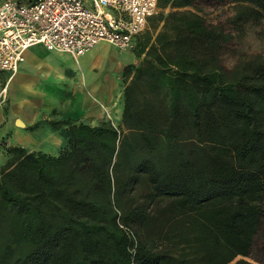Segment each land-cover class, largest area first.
Here are the masks:
<instances>
[{
	"label": "trees",
	"instance_id": "trees-1",
	"mask_svg": "<svg viewBox=\"0 0 264 264\" xmlns=\"http://www.w3.org/2000/svg\"><path fill=\"white\" fill-rule=\"evenodd\" d=\"M196 1L159 0L137 40L143 61L125 72L121 128L70 124L58 156L9 150L0 264H251L264 231V57L226 69L229 34L181 11ZM234 2L238 20L264 15V0Z\"/></svg>",
	"mask_w": 264,
	"mask_h": 264
},
{
	"label": "crops",
	"instance_id": "crops-1",
	"mask_svg": "<svg viewBox=\"0 0 264 264\" xmlns=\"http://www.w3.org/2000/svg\"><path fill=\"white\" fill-rule=\"evenodd\" d=\"M131 62L134 53L107 42L79 59L36 45L15 73L0 71V175L13 147L58 156L70 124L95 126L106 113L119 121L120 72Z\"/></svg>",
	"mask_w": 264,
	"mask_h": 264
},
{
	"label": "built area",
	"instance_id": "built-area-1",
	"mask_svg": "<svg viewBox=\"0 0 264 264\" xmlns=\"http://www.w3.org/2000/svg\"><path fill=\"white\" fill-rule=\"evenodd\" d=\"M159 0H0V71L42 45L79 59L101 42L132 49Z\"/></svg>",
	"mask_w": 264,
	"mask_h": 264
},
{
	"label": "rangeland",
	"instance_id": "rangeland-1",
	"mask_svg": "<svg viewBox=\"0 0 264 264\" xmlns=\"http://www.w3.org/2000/svg\"><path fill=\"white\" fill-rule=\"evenodd\" d=\"M238 9V4L234 2V0H227L225 3L197 0L195 6L181 9L182 12H195L203 16L208 24L219 26L225 30L226 34H229L230 40L225 43L220 55L221 63L226 69H233L240 62L251 59L255 56L264 57V15L261 19H254L253 17L246 15L241 20H238L236 18ZM160 11L162 10L157 8L155 14ZM164 12L165 14H168L170 9H165ZM146 28L144 30H146ZM140 35L137 37V40ZM108 51L119 56V53L111 47ZM123 51L134 53L137 60V62H131L123 67L120 72V86L124 88L121 94V101L124 108V90L127 83L130 81V78L125 76L126 69L128 67L130 68V66L137 67L141 65L144 56L137 55V41L134 48ZM105 115L103 121L109 122L118 128L122 127V117L117 121L109 113H106ZM240 258L241 257H238L237 259ZM245 260L249 261L251 264H264V231H262L257 237L251 256L245 258Z\"/></svg>",
	"mask_w": 264,
	"mask_h": 264
}]
</instances>
